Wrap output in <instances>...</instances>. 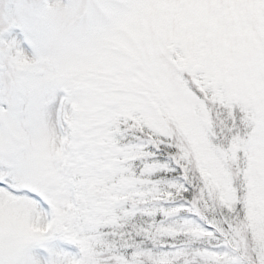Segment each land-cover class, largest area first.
<instances>
[{
    "label": "snow or ice",
    "instance_id": "1",
    "mask_svg": "<svg viewBox=\"0 0 264 264\" xmlns=\"http://www.w3.org/2000/svg\"><path fill=\"white\" fill-rule=\"evenodd\" d=\"M0 264H264V0H0Z\"/></svg>",
    "mask_w": 264,
    "mask_h": 264
}]
</instances>
